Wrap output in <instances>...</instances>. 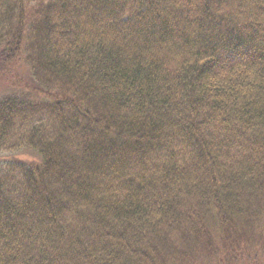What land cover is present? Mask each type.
I'll use <instances>...</instances> for the list:
<instances>
[{
  "label": "trees",
  "instance_id": "obj_1",
  "mask_svg": "<svg viewBox=\"0 0 264 264\" xmlns=\"http://www.w3.org/2000/svg\"><path fill=\"white\" fill-rule=\"evenodd\" d=\"M0 81V264H264V0H0Z\"/></svg>",
  "mask_w": 264,
  "mask_h": 264
},
{
  "label": "rangeland",
  "instance_id": "obj_2",
  "mask_svg": "<svg viewBox=\"0 0 264 264\" xmlns=\"http://www.w3.org/2000/svg\"><path fill=\"white\" fill-rule=\"evenodd\" d=\"M20 72H21V70L18 69L17 67H15V68L11 71L12 75H16V74H18V73H20ZM5 93H7V92H6V87L3 85V82L0 81V98H1V99H2L4 96H6ZM29 154H31V153H29ZM19 157H20L21 159H24V157H25V159H27V160H32V159H34V157L28 156V153H27V155L25 154V156H19ZM6 160H12L11 155L0 154V164H2L1 162L6 161ZM2 165H4V164H2Z\"/></svg>",
  "mask_w": 264,
  "mask_h": 264
}]
</instances>
